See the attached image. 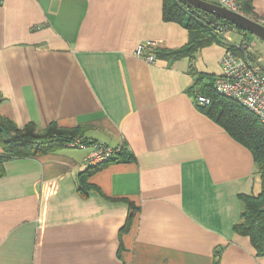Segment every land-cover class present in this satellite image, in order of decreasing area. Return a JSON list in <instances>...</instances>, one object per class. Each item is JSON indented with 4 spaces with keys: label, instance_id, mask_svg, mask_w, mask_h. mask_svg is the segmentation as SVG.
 <instances>
[{
    "label": "crops",
    "instance_id": "obj_1",
    "mask_svg": "<svg viewBox=\"0 0 264 264\" xmlns=\"http://www.w3.org/2000/svg\"><path fill=\"white\" fill-rule=\"evenodd\" d=\"M250 4L264 22V0ZM188 37L164 20L163 0H3L0 114L19 127L82 125L87 145L5 161L0 264H264L234 230L239 194L261 191L253 154L196 99L225 45L156 64L134 54ZM93 143L127 156L87 188Z\"/></svg>",
    "mask_w": 264,
    "mask_h": 264
},
{
    "label": "trees",
    "instance_id": "obj_2",
    "mask_svg": "<svg viewBox=\"0 0 264 264\" xmlns=\"http://www.w3.org/2000/svg\"><path fill=\"white\" fill-rule=\"evenodd\" d=\"M242 9L245 14L253 15L250 0L243 1ZM163 17L166 21L184 25L189 31V37L186 44L179 48L156 49L155 54L158 58L178 59L191 56L214 42L222 43L225 47L229 46L216 34L215 26L218 23L234 24L216 15L200 11V15L197 16L179 0H163ZM242 31L247 36L248 31ZM215 78L199 89L198 92L211 98L209 104H201L200 107L253 154L257 172L262 178V187L258 194H239L243 210L240 220L234 225V230L238 234L248 236L257 256L264 257V122L238 101L218 93L214 87ZM1 100L0 97V102ZM0 125L9 135V139L5 140L0 132V142L4 148L0 153V177L5 173L4 163L9 159L54 152L77 139L87 142L84 138L85 127L82 125L67 127L51 122L47 127L39 129L35 123L28 122L23 127H19L12 119L1 114ZM126 156V150L122 145L119 155L104 164L120 158L124 159ZM104 164L84 169L81 174L82 184L89 188L88 177ZM130 206L133 208L132 203Z\"/></svg>",
    "mask_w": 264,
    "mask_h": 264
},
{
    "label": "built area",
    "instance_id": "obj_3",
    "mask_svg": "<svg viewBox=\"0 0 264 264\" xmlns=\"http://www.w3.org/2000/svg\"><path fill=\"white\" fill-rule=\"evenodd\" d=\"M220 5L231 10L245 14L242 9L244 0H217ZM3 0H0V4ZM215 32L224 43V53L220 59V73L214 80L216 91L228 96L252 113L257 115L264 122V56H256L255 43L251 42L244 32L235 25L218 23ZM241 34L240 41H234L233 34ZM134 54L149 63L156 64L158 57L154 52V42H140ZM197 102L202 105L210 103L211 98L205 94L197 95ZM86 142L77 139L67 143L71 147H85ZM122 145L112 146L103 143H93L89 153L84 159V168H94L106 161L117 157Z\"/></svg>",
    "mask_w": 264,
    "mask_h": 264
},
{
    "label": "water",
    "instance_id": "obj_4",
    "mask_svg": "<svg viewBox=\"0 0 264 264\" xmlns=\"http://www.w3.org/2000/svg\"><path fill=\"white\" fill-rule=\"evenodd\" d=\"M193 14L199 16L200 11H205L225 19L239 29L246 30L264 42V23L257 19H253L246 14L239 13L227 7L220 5L217 0H179ZM0 132L5 140L9 139V135L3 126L0 125Z\"/></svg>",
    "mask_w": 264,
    "mask_h": 264
},
{
    "label": "rangeland",
    "instance_id": "obj_5",
    "mask_svg": "<svg viewBox=\"0 0 264 264\" xmlns=\"http://www.w3.org/2000/svg\"><path fill=\"white\" fill-rule=\"evenodd\" d=\"M263 23V22H262ZM242 30V29H241ZM233 37L235 39V41H240V36L237 34H233ZM247 38L251 41L254 42L255 45V49H256V56H264V42L258 38L257 36H255L254 34L248 32L247 33Z\"/></svg>",
    "mask_w": 264,
    "mask_h": 264
}]
</instances>
